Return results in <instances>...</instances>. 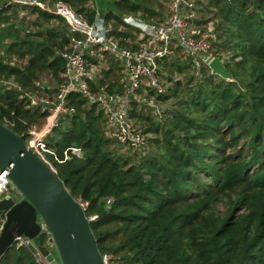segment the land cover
Masks as SVG:
<instances>
[{
    "label": "trees",
    "instance_id": "obj_1",
    "mask_svg": "<svg viewBox=\"0 0 264 264\" xmlns=\"http://www.w3.org/2000/svg\"><path fill=\"white\" fill-rule=\"evenodd\" d=\"M1 1L0 123L14 119L11 130L28 143L29 128L40 127L49 113L30 110L25 93L55 96L65 67L60 52L70 31L62 17L38 6ZM42 1L64 3L89 22L96 15L89 0ZM113 2L117 13L105 15L111 25H122L124 15L141 13L149 22L161 15L146 0ZM21 8L30 20L19 19ZM197 9L199 16L214 15L199 17L198 25L207 31L212 24L214 55L232 80L210 68L201 76L194 72L197 85L185 90L163 126L147 118V143L127 146L130 158L119 154L126 145L113 135L104 112L77 93L69 96L74 112L61 116L45 139L46 157L60 181L75 200L88 204V218L98 216L90 224L100 253L112 255L117 264H264V0H198ZM36 18L64 27L33 32L18 26ZM166 60L160 62L161 76ZM188 60L186 66H172L183 74L193 67ZM111 71L99 85H106ZM43 75L50 82L40 87ZM8 83L20 89H9ZM118 89L114 83L108 87L112 93ZM173 92L179 96L180 85ZM135 109L132 120L138 116ZM150 134L155 138L148 139ZM34 253L15 245L0 264H37Z\"/></svg>",
    "mask_w": 264,
    "mask_h": 264
},
{
    "label": "built area",
    "instance_id": "obj_2",
    "mask_svg": "<svg viewBox=\"0 0 264 264\" xmlns=\"http://www.w3.org/2000/svg\"><path fill=\"white\" fill-rule=\"evenodd\" d=\"M198 0H170V15L160 22H149L140 15H124L122 22L124 27H131L140 34L141 43L127 46V38L120 39L114 33L111 24L105 16L96 13L92 22L82 19L66 4L58 3L55 6L44 4L39 0H12V3L21 6L35 5L48 13L62 17L70 31V41L65 49L60 52L65 61L63 81L58 87L55 96H43L38 93H25L28 100L27 107L32 110L40 109L48 112L49 116L40 126L33 125L29 128L28 143L31 149L46 165L55 172L53 163L46 157V137L58 126L61 116L73 113L69 106V96L77 93L104 112L108 119L113 135L124 145L133 148L144 147L147 143V135L138 130L131 118V107L134 102H141L151 108L157 107V99L150 96V92L161 96L166 94V87L161 78L162 70L160 62L171 57L175 51L180 50L188 59H191L194 72L201 76L203 69H209L211 61L217 57L213 52V35L198 25L197 13ZM20 20H30L31 15L21 8ZM102 55L112 57L122 72L120 89L109 92L108 86L99 85V78L95 76L98 70L99 58ZM40 87L47 86L41 82ZM9 89L18 88L13 83L7 84ZM160 112V111H159ZM3 124V123H2ZM14 119L5 117L6 127H15ZM25 134V135H26ZM73 154L81 157L78 149ZM69 158V157H67ZM12 197L20 200L19 191L8 177V171H0V198L1 200ZM111 200H108L110 204ZM86 211L88 204L79 201ZM97 215L89 221H94ZM5 216L0 214V233L3 230ZM43 231H48L46 224L39 221ZM49 242H47L48 245ZM18 247L32 248L37 264H50L31 244L26 237L16 240ZM104 264H117L109 254H101Z\"/></svg>",
    "mask_w": 264,
    "mask_h": 264
},
{
    "label": "water",
    "instance_id": "obj_3",
    "mask_svg": "<svg viewBox=\"0 0 264 264\" xmlns=\"http://www.w3.org/2000/svg\"><path fill=\"white\" fill-rule=\"evenodd\" d=\"M36 1V0H34ZM214 75L232 80L220 57L210 63ZM0 171L21 194L20 200L0 198L5 216L0 233V259L19 237L31 240L50 264H104L90 221L56 172L46 165L23 138L0 123ZM43 221L48 231H43ZM47 242L52 243L58 258Z\"/></svg>",
    "mask_w": 264,
    "mask_h": 264
},
{
    "label": "rangeland",
    "instance_id": "obj_4",
    "mask_svg": "<svg viewBox=\"0 0 264 264\" xmlns=\"http://www.w3.org/2000/svg\"><path fill=\"white\" fill-rule=\"evenodd\" d=\"M2 1H5V0H2ZM93 2H94L93 6L96 7L99 14L101 15H105L109 11L117 13V8L114 5L113 0H92V3ZM201 2H204V0H201ZM47 3L50 4L49 1H47ZM146 4L151 6L154 10L158 11L161 14L156 19H153L154 21L165 20L170 15V0H146ZM199 17H201V19L207 20V19L213 18L214 15L203 13ZM143 18L145 20H148L146 16H143ZM37 20L38 19L36 18L34 22L32 21L26 22V23L22 22V23H19V24L17 23V24L18 26L23 25L26 29H29L33 32L39 31L42 27H43L42 30H45V28L53 27L58 24L60 27H64V24L62 22L59 23L55 20L51 21V23H43ZM39 23H41L42 26H40ZM111 27L115 31V33L124 32V33H128L129 35H131L129 38H127V46L130 48L142 42L140 34L134 31L131 27L130 28L124 27L123 25L116 26L114 24L111 25ZM207 29H208L207 31L212 32L213 31L212 24L208 25ZM189 62L190 61L188 60V58L180 50H178V51H175L174 54L166 60V63H164L166 64L165 66L163 65L165 73H163L161 78L163 80V84L166 87V96H169V99L167 101L163 102L157 99L156 108H151L141 102L133 103L131 107V111H134L136 107L135 113H137L138 116L136 118H133L132 122L134 123L135 127L138 130H140L141 132H144L146 129H148L151 126V122L147 120V118H150V117L156 123H160L162 121L160 125L163 126L170 119L171 114H169L168 112L176 111L178 109V102L182 97H184L185 90H188L189 88H192L197 85L199 79L195 76L194 69L192 66L188 67L184 71L183 74H181L178 71L176 66H172L174 63H175L174 65H177V66L179 65L186 66L189 64ZM12 64H17V61L13 59ZM117 67L118 65L116 64L115 60L112 57L102 55V57L99 58L98 70H96L94 74L98 78L105 80L104 72H109L112 70L110 72L111 76L106 82V86L109 87L110 84L114 83L116 86V89L118 88L120 89V82L122 81L123 75H122V72L120 71V67L119 68ZM40 82L42 85H44L45 82L46 84H48L50 80H48L47 75H43ZM176 82L177 84L179 83L180 89H181L179 96H175L173 92V90L176 87H179V85L176 86ZM152 138H155L154 134H150L148 139H152ZM145 149L150 150L151 149L150 145L148 144V146ZM118 151L120 155H123L125 157L130 158L132 156V152L129 149V147H127V145L126 147L119 148ZM223 209H224V205L221 206V210ZM50 248H53V252L55 256L58 258L57 252L54 249V245L51 244Z\"/></svg>",
    "mask_w": 264,
    "mask_h": 264
},
{
    "label": "crops",
    "instance_id": "obj_5",
    "mask_svg": "<svg viewBox=\"0 0 264 264\" xmlns=\"http://www.w3.org/2000/svg\"><path fill=\"white\" fill-rule=\"evenodd\" d=\"M39 1H41V2H43L42 0H39ZM44 4H47V5H50V6H55V5H51V4H48L47 3V1H45V2H43ZM50 3V2H49ZM90 5H91V7H90ZM94 5V2L92 3V0H89V2H88V6L91 8V9H93L96 13H99L98 12V10L96 9V7H94L93 6ZM158 12V11H157ZM106 15V14H105ZM105 15H103V16H105ZM137 15H140V16H142V14L141 13H139V14H137ZM143 17V16H142ZM144 19V18H143ZM145 20V19H144ZM147 21V20H146ZM162 21H164V20H162ZM150 22H152V21H150ZM153 22H160V21H153ZM52 243H48V247H50V245H51ZM53 245V244H52ZM52 249V251H53V248H51ZM55 249V248H54Z\"/></svg>",
    "mask_w": 264,
    "mask_h": 264
}]
</instances>
